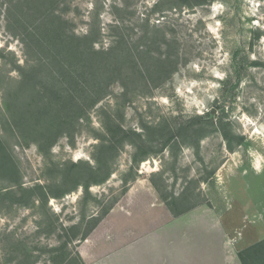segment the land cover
Returning a JSON list of instances; mask_svg holds the SVG:
<instances>
[{"label": "rangeland", "instance_id": "1", "mask_svg": "<svg viewBox=\"0 0 264 264\" xmlns=\"http://www.w3.org/2000/svg\"><path fill=\"white\" fill-rule=\"evenodd\" d=\"M19 1L0 0V138L11 158L10 166L0 158V264H121L119 251L147 264L141 253L149 247L188 251L191 242L192 251H219L218 240L238 251L264 241V0H126L133 14L122 19L135 26L136 40L158 3L150 16L155 55L169 51L164 38L179 53L178 70L151 89L113 84L71 134L44 148L8 125L7 108L27 107L34 86L46 85L28 79L22 91L18 65L34 60L15 24ZM121 3L58 0L56 8L70 34L99 33L101 48L111 44L109 25L121 15L113 6ZM107 126L142 135L116 137L110 179L90 194L80 187L46 196L59 193L61 174L73 163L93 181L89 167ZM147 140L149 157L135 163L129 141ZM216 222L223 230L217 239L207 231Z\"/></svg>", "mask_w": 264, "mask_h": 264}, {"label": "trees", "instance_id": "2", "mask_svg": "<svg viewBox=\"0 0 264 264\" xmlns=\"http://www.w3.org/2000/svg\"><path fill=\"white\" fill-rule=\"evenodd\" d=\"M19 3L15 9L21 13L15 24L22 30L21 41L27 59L35 61L30 64L27 60V65L23 67L18 65L24 78L22 91L29 87L28 79L40 77L46 84L42 92L34 86V97L27 107L21 109L6 105L11 114L8 125L14 136L26 143L34 138V142L44 148L53 145L65 134H71L75 126L87 118L89 110L107 96L115 83H121L124 89L130 86L151 89L167 82L178 70L179 53H173L174 49L164 38L162 40L169 51L162 58L155 55L158 39L150 16L158 8V3L142 19L147 30L137 40L135 26L122 19L124 14H133L130 4L122 0L121 5H114L115 13L121 15L115 16L109 25L111 44L101 48L97 47L99 33L91 31L88 35L78 36L67 31L66 21L57 13L58 0H20ZM173 43L176 45L177 40L174 39ZM10 99L9 96L8 101ZM106 131L108 137L99 147L101 156L99 154L95 166L89 167V176L93 181H87L88 174L75 171L82 164L73 163L61 174L59 193H48L46 196L60 198L80 187L90 194L93 185L106 183L112 175L108 155L116 150V137L122 135L124 140H130V135L139 139L142 137L140 133L121 126H107ZM129 142L135 150V163L149 157L152 141L147 140L142 145L137 141ZM4 145L0 138V158L10 166L11 158ZM71 182L74 187L66 189ZM17 186L24 189L23 183ZM36 189L43 187L39 185ZM98 223L83 236L85 240ZM238 256L241 264H264V241L249 250L239 251ZM78 258L82 260L80 255Z\"/></svg>", "mask_w": 264, "mask_h": 264}, {"label": "crops", "instance_id": "3", "mask_svg": "<svg viewBox=\"0 0 264 264\" xmlns=\"http://www.w3.org/2000/svg\"><path fill=\"white\" fill-rule=\"evenodd\" d=\"M208 233L214 236L216 239L223 233L222 227L218 222L212 223V225L207 229ZM215 246L218 245L219 251H208V249H201V251H192L191 249V242H189L188 251H153L154 249L149 247L150 249L147 251H138L144 254L145 263L152 264H240V259L238 256L239 251H245V249H240L235 251L227 246L223 245L221 241L216 240L214 241ZM213 244V242H212ZM207 245L209 247V243L207 241ZM230 246V245H229ZM217 247V248H218ZM249 250V249H246ZM121 257V264H137L135 262H131L133 258H123L128 252L131 251H119ZM135 252V251H133ZM234 253L236 260H234ZM83 258L86 260V257L81 251ZM123 259V260H122ZM137 258H135L136 260ZM88 264H91L89 261Z\"/></svg>", "mask_w": 264, "mask_h": 264}]
</instances>
